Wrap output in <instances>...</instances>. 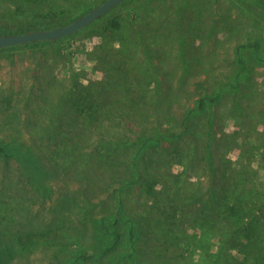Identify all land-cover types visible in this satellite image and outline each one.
Returning <instances> with one entry per match:
<instances>
[{
	"label": "rangeland",
	"instance_id": "1",
	"mask_svg": "<svg viewBox=\"0 0 264 264\" xmlns=\"http://www.w3.org/2000/svg\"><path fill=\"white\" fill-rule=\"evenodd\" d=\"M103 1L0 0V33ZM262 261L264 2L123 0L0 46V264Z\"/></svg>",
	"mask_w": 264,
	"mask_h": 264
},
{
	"label": "water",
	"instance_id": "2",
	"mask_svg": "<svg viewBox=\"0 0 264 264\" xmlns=\"http://www.w3.org/2000/svg\"><path fill=\"white\" fill-rule=\"evenodd\" d=\"M122 1L123 0H104L99 5L81 14L74 20L60 26L35 29L21 33L0 34V46L13 45L37 39H55L66 36L89 24Z\"/></svg>",
	"mask_w": 264,
	"mask_h": 264
},
{
	"label": "trees",
	"instance_id": "3",
	"mask_svg": "<svg viewBox=\"0 0 264 264\" xmlns=\"http://www.w3.org/2000/svg\"><path fill=\"white\" fill-rule=\"evenodd\" d=\"M259 1H261V2H264V0H259ZM115 7V6H114ZM113 8V7H112ZM111 8V9H112ZM110 9V10H111ZM110 10H108L107 12H109ZM89 11V10H88ZM87 12V11H86ZM106 12V13H107ZM85 13V12H84ZM106 13H104V14H106ZM103 14V15H104ZM103 15H101L100 17H98V18H96V19H94L93 21H91L89 24H87V25H85V26H83V27H81L80 29H82V28H84V27H86V26H88V25H90L91 23H94L97 19H99V18H101ZM74 20V19H73ZM66 24V23H65ZM48 28V27H47ZM80 29H78L77 31H79ZM26 31H31V30H22V31H17V32H15V33H21V32H26ZM77 31H75V32H77ZM11 33H13V32H10V33H0V34H11ZM68 35H70V34H68ZM67 36V35H66ZM56 39V38H55ZM48 40H52V39H37V40H31V41H26V42H22V44H28V43H31V42H34V41H48ZM18 44V43H17ZM16 44V45H17ZM248 44V43H247ZM247 44H244L245 46H247ZM13 45H15V44H13ZM13 45H3V46H5V47H9V46H13ZM257 45V44H256ZM238 77V76H237ZM85 99V98H84ZM204 100H203V98L201 99V102H203ZM80 103H82L83 102V100L82 101H79ZM88 102V104H90L91 103V101L89 100V101H87ZM73 105V104H72ZM54 116V113L52 114V118H54L53 117ZM49 119V123H43L42 124V129L43 130H46V131H48L50 128H51V126L50 125H53L52 124V122H54V119ZM55 128H56V131H57V133H59L60 132V126L59 125H57V126H55ZM56 149L57 148H55L54 147V152L56 153ZM214 262H215V260H214ZM260 264H264V261H262Z\"/></svg>",
	"mask_w": 264,
	"mask_h": 264
}]
</instances>
